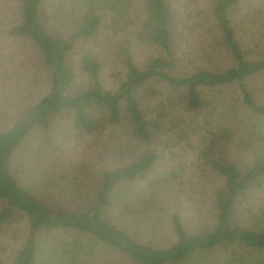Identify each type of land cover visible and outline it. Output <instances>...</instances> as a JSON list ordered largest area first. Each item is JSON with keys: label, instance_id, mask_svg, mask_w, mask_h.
Instances as JSON below:
<instances>
[{"label": "trees", "instance_id": "16d2710c", "mask_svg": "<svg viewBox=\"0 0 264 264\" xmlns=\"http://www.w3.org/2000/svg\"><path fill=\"white\" fill-rule=\"evenodd\" d=\"M244 1H12L5 41L37 51L45 90L0 133V264H264V40L239 34ZM26 142L59 196L14 176ZM197 178L211 215L188 229L159 203ZM125 217L168 237L137 239Z\"/></svg>", "mask_w": 264, "mask_h": 264}, {"label": "rangeland", "instance_id": "374dc122", "mask_svg": "<svg viewBox=\"0 0 264 264\" xmlns=\"http://www.w3.org/2000/svg\"><path fill=\"white\" fill-rule=\"evenodd\" d=\"M12 1L0 0V133L6 131L23 110L35 102L45 90L42 61L37 51L21 43L5 41L4 29L5 24L11 19L14 6ZM231 18L236 28L241 25L244 27L239 34L248 32L247 37L251 36L250 38H252L256 33L257 41L264 40V0H245L232 13ZM10 55L13 56V61L10 60ZM115 77L108 72L105 80L109 84L116 81ZM106 82L104 83L105 86L107 85ZM223 94L225 95V93ZM231 95L232 93H227L226 99L228 101L231 100ZM206 97L215 100L219 96L206 94ZM54 128L56 125L52 127L48 136L44 135L47 137L42 140L44 146L40 145V152L43 157L44 155L46 157L47 154H56L57 149L61 146V140L58 141ZM28 146L29 142H26L16 154L18 159L12 165L14 176L22 186L28 187L36 193H41V184L43 183L44 189L59 196V180L55 176L52 179L40 177L38 169L42 162L37 159L38 162L36 163L34 150L33 152L30 151ZM162 175L163 170L160 167L149 171L142 180H139V183L137 182L138 185L131 189V194L147 192L146 189L150 180ZM176 184L178 182L172 188L167 189L166 197L159 203L160 206H165L166 211L171 213L178 210L186 226L188 225V229L204 225L211 215L208 200L209 190L215 184L212 182L201 183L198 178L190 181L183 188H178ZM169 201L172 202L170 209L167 208ZM155 219L156 217H153V220L150 221L147 218H142L138 221L125 217L121 220V225L137 239H149L153 242L164 241L168 237L166 235L167 225H164L166 221L159 223ZM111 257L112 255H110ZM111 264H125V262L115 256Z\"/></svg>", "mask_w": 264, "mask_h": 264}]
</instances>
